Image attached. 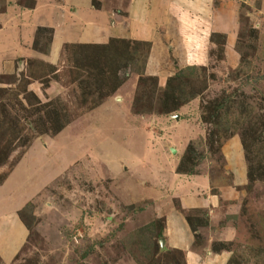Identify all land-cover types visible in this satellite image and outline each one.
Returning <instances> with one entry per match:
<instances>
[{
	"label": "rangeland",
	"instance_id": "1",
	"mask_svg": "<svg viewBox=\"0 0 264 264\" xmlns=\"http://www.w3.org/2000/svg\"><path fill=\"white\" fill-rule=\"evenodd\" d=\"M77 1L0 0V157L21 139L0 158V184L13 173L0 213L14 199L25 231L0 264H264V0H157L144 41L100 36L133 0ZM143 12L134 32L151 22ZM186 67L195 98L159 113ZM224 100L234 109L212 126L205 108Z\"/></svg>",
	"mask_w": 264,
	"mask_h": 264
},
{
	"label": "crops",
	"instance_id": "2",
	"mask_svg": "<svg viewBox=\"0 0 264 264\" xmlns=\"http://www.w3.org/2000/svg\"><path fill=\"white\" fill-rule=\"evenodd\" d=\"M78 2L79 1H77V0H72V3L74 5L78 4ZM185 2L189 3L190 5H192V3H191L192 1L191 0H185ZM89 3H90V1L87 4H89ZM87 4H86V6H88ZM119 4L120 5H118V6H120L121 9L123 8V9L126 10V12L124 13V17L127 20L123 19V24L122 25H119L118 23L115 24L113 22H108L109 20H112L113 17H115L114 14L112 12H110L109 15H112V16H110L111 18L107 17L105 19L106 22H105L104 26H99L100 27L99 32H100V36L101 37H103L104 34H107V35H109V37H114V38L117 37V38L122 39V40H127L130 37L128 34H130L131 36L136 38L135 37L136 34H139V37H141L140 34L142 35V34H145V33L151 32V31L154 32V33L157 32V25H156L157 10L163 12L162 8L158 9V8H160L161 5L157 2V0H133V2L131 4L125 5L126 3H121V2ZM131 5H132V7H131ZM73 8L71 10V14L72 15H76V12H78V10L76 9L75 6H73ZM139 9H142V11H144L143 13L148 12V17H149L148 19L151 22L143 23V25L139 28V31L137 33V32L133 31L134 28H132L133 27L132 24L134 23L133 22L134 20L131 18V15L133 14V12L134 13L135 12H139ZM168 9H169L168 13L171 16H177L176 12L180 11L178 4L175 3L174 1L169 4ZM184 13L186 15V12H184ZM77 32H78V34H80L79 30L76 29L70 35H67V36H70V37L74 36V38H75ZM147 36H149V35H147ZM139 41H144V39L141 37ZM53 42H54V44H57L54 41V38H53ZM153 44H154V40L152 41V45ZM159 52L160 51L157 50V53H159ZM15 167L16 166H13V168H15ZM12 175H13V173L11 172L9 174L8 178L4 181V183L0 184V188H1L0 191H2V189L11 180L10 178H12ZM176 176L177 177H181L180 175H176ZM197 180H199L198 177H195V178H193V177L191 178L190 177V178L184 179V181L183 180L180 181V184L183 186V188L185 190H188V189L192 188L194 183H198ZM186 197H189V198H187L188 201L186 200ZM207 199H209V198H207ZM209 200H211V198ZM195 201H196V197L195 196H192V195L191 196H187L186 195V196H184V198H182V202L181 203L187 204V202L188 203L190 202L192 204H195ZM6 202H8V203L11 202V204H12L13 202L15 203L16 201H14V199H12V201L9 200V201H6ZM8 203L5 204V205H8ZM207 203H208V205H210L211 208L212 207L214 208L215 207L214 205L216 204V203L213 204L212 200H211V202L207 200ZM228 204H229V202H224L223 206H227ZM5 205H4L3 210L5 212H7V213L6 214H5V212L2 213V214L0 213V257L2 259H4L5 256L7 257L11 253H13L16 250H18V248L21 245H23L24 239H25V231H24L23 227L20 225L19 220H18L19 219L18 218V211L19 210L16 209L17 206H14L12 204V208L7 210L9 206H5ZM221 210L223 212L222 213L223 214V219L224 218L227 219V217L234 216V212H231V211H229L227 209H223V208H221ZM208 213H209V211H208ZM180 221H181V219H180ZM178 235H179V232L176 234V231H175V236L179 237L180 235L179 236ZM175 238L170 239V242H168V244H169V247L167 246L168 249H178L179 251L184 253L185 246L182 247V245H185L186 243L182 244V241H181L179 243L180 247L177 248L176 246L173 245V242L171 243V241L173 239L175 240ZM190 254L191 253H187L186 254V260H190V258L192 256V255L190 256Z\"/></svg>",
	"mask_w": 264,
	"mask_h": 264
},
{
	"label": "trees",
	"instance_id": "3",
	"mask_svg": "<svg viewBox=\"0 0 264 264\" xmlns=\"http://www.w3.org/2000/svg\"><path fill=\"white\" fill-rule=\"evenodd\" d=\"M29 1V0H28ZM28 5V8L32 5L31 2ZM46 28H38L36 31L37 33L40 31L45 30ZM36 44V42H35ZM50 44V43H49ZM32 49H36V45L32 43ZM45 51V50H44ZM130 52H134L133 49L130 50ZM136 69V68H135ZM134 69V70H135ZM196 69L194 67H186L183 70L177 71L173 76L168 77L165 81V90L161 94V99L158 101V111L161 114H168L170 111H176L180 106H182L184 103L189 102L191 99L195 98L194 94V88L192 85H194L195 82H197L198 78L196 76ZM138 71V70H135ZM192 87V88H191ZM195 95V96H194ZM140 99V98H139ZM136 99L132 103V110L135 113H138V110H140L143 106V101ZM233 102L224 100L222 103H215L208 105L205 109L209 111L207 115V120L210 121V124L213 126H220V125H226L227 124V118L225 116L226 112L232 111L234 109ZM6 107V106H5ZM225 109L224 114L220 113L219 111L221 109ZM206 118V117H205ZM205 118L201 114V121L206 122ZM12 122L14 123V119H12ZM27 126L28 123L24 122ZM21 142V139L19 138L18 134H15L12 138V141L10 143H7L8 146H6V149L4 150L3 155L1 156L2 159L6 157V154L13 150L15 147V143ZM0 157V158H1ZM178 164L177 168L175 169V172L177 174L181 175H191L192 170L188 166L186 169H183L182 166ZM234 216L227 217V219H233ZM159 226H157L158 228ZM160 230V228H159Z\"/></svg>",
	"mask_w": 264,
	"mask_h": 264
}]
</instances>
